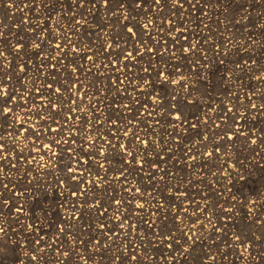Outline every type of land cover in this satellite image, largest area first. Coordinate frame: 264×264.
I'll return each instance as SVG.
<instances>
[{
  "label": "bare ground",
  "instance_id": "bare-ground-1",
  "mask_svg": "<svg viewBox=\"0 0 264 264\" xmlns=\"http://www.w3.org/2000/svg\"><path fill=\"white\" fill-rule=\"evenodd\" d=\"M9 3L12 7H8ZM215 3L216 0H200L199 5H193L185 0L184 9L169 3L163 13L153 12L149 17L129 0L126 9H130L128 15L134 17L131 25L144 41L140 51L143 53L146 48L152 47L159 50L162 58L155 53L145 54L138 58V63L133 62L124 70L122 63L120 69H113L112 61L120 56L125 47L133 51V45L139 47V44L136 38L128 40L126 29L116 21V17L109 16L107 9L93 10V14L73 7L71 0H63V3L57 0H33L32 4H28V0H0V13L4 14L0 21V32L4 33L0 47L9 60L19 57L16 64L27 65L26 72L17 70L8 85L17 96L12 107L20 117L27 119L31 116L33 119L28 123H35V114L41 113V102L44 105L49 103L47 97L52 90L47 88V84L51 83L54 88L62 89V94L52 96V100L64 108V112L57 117L63 123L68 109L66 102L69 98L76 99V90L68 85L79 77L87 95L82 107L89 106L91 110L80 114V121H69L68 128L73 130L85 117H90L91 122L86 127L92 128L97 137L106 135L111 138L114 131L123 136L125 127L130 126L142 140L146 139L154 146V151L146 150L147 159L164 169V172L154 170V180H149L143 172L129 175V184L152 193L150 196L143 195L141 202L146 201L143 210L135 209V201L128 203L131 194L124 191L121 182L113 179L119 169L132 167L124 165V157L117 148L108 153V160L105 161L110 183L97 181L101 187L91 188L84 196L73 198L71 191L79 192L81 189L77 182H69L65 175L69 163L67 152L61 149L63 159L53 157L57 163L46 168L38 167L37 161L26 163L24 160L31 152L29 142L19 160L13 157L11 163L16 164L15 168H11L8 161L4 163L7 169L5 182H9L10 177L14 190L6 191L5 195L15 205L10 210L6 207L2 217L7 234L0 242L16 251V258L9 264H30L34 252L38 259L31 261V264H113L114 260L116 264H177V260L169 259L177 252L183 253L178 256L179 264H264V183L253 195H249L245 189L253 184L258 173L263 172L259 166L264 165L256 164L264 163V141H261V135L258 136L259 123L264 122V112L248 110L246 117H240L239 126L234 123L239 112L245 111L244 105L248 103L246 96L250 92H255L257 105L262 103L258 97H264V83L251 79V70L244 71L247 67L245 61L253 60L257 62L254 68L264 69V0H239L238 9L241 11L237 14V8L232 3H227L224 10L214 8ZM25 4H28L27 8ZM81 11L87 16V23L78 15ZM158 17L170 18L173 25H167ZM75 19H80L81 24L77 25ZM149 19L154 23L145 30L143 25ZM172 26L183 32V36L178 37L179 43L173 39L178 34L169 32ZM214 26L222 31L221 35L214 31ZM240 31L250 37V42L244 34H238ZM185 36L187 40L183 39ZM18 41L26 47L23 56L12 47ZM34 41L41 44L42 51L32 47ZM56 43L63 47L55 48ZM106 44H113L112 56L104 50ZM181 45L191 46L195 51L185 53ZM73 47L77 51L69 50ZM56 55L58 59H52ZM87 56H93L101 67L93 64ZM237 63L242 67L237 68ZM53 64L57 65L55 71L51 66ZM105 64L109 66L102 67ZM149 65L151 72H143L142 69ZM73 66H79L80 71L73 73ZM89 68L91 71L87 70ZM157 68H164L172 79L181 75L185 79L181 84L173 85L171 80L165 84L157 78ZM145 76H150L154 86H143L142 94L134 91ZM117 79H122L123 84L113 83ZM205 79L222 80L224 88L219 95L208 93V88H205L206 92L196 95L202 84H208ZM118 88L123 90L117 91ZM37 89H40L39 93ZM149 92L153 96L147 95ZM41 95L45 97L43 101ZM153 97L162 100V103H155ZM189 99L197 102L193 104L200 115L207 114L208 119L221 122L220 128L202 126L192 114L185 113V123L179 128L175 127L180 122L167 115L165 105H178L172 109L176 113L185 108ZM223 103L235 111L226 115ZM144 104L150 107H143ZM18 105H23V108ZM124 105L129 107L125 108ZM150 111L153 115L149 117L147 113ZM43 114H47L46 108ZM96 116L104 122L99 131L95 130ZM220 117L223 119L217 120ZM129 120L132 121L131 125ZM157 120L160 122L156 123ZM9 122L18 123L15 118ZM193 123L197 124V128H191ZM2 127L6 129L7 125ZM199 135L209 136L210 139L199 144L201 137L191 140ZM228 135L234 139H227ZM84 136V131L77 134L81 142ZM123 139L128 142L133 137L129 135ZM253 139L256 140L255 144L251 143ZM7 140L9 147L16 145L17 151L23 146V136L20 143L10 136ZM102 143L107 145V140ZM216 147H219V152L214 151ZM136 150L137 145L133 144L132 151ZM185 150L189 155H196V160L189 161ZM206 152H214V155L209 157ZM35 155L39 156L40 153ZM161 155L163 160L160 159ZM100 159L103 161L104 157ZM19 167L31 170L32 181L22 177V183L26 188L36 185L33 192L22 191L17 186L14 176ZM97 171L105 175L104 169H100L93 160L92 172L95 174ZM165 173L166 179L161 181L159 177ZM61 180L65 181L63 188L59 186ZM177 190L187 195H177ZM14 192L17 194L14 195ZM35 192L37 197H34ZM113 198L123 201L119 213L113 210ZM85 199L99 201L100 206L92 208L85 204L80 207L79 201ZM20 205L23 208L17 213L16 207ZM48 207L55 212L52 221L48 217L41 221L33 214L36 209L44 212ZM105 207L109 211L99 215ZM73 216L80 219H71ZM125 216L128 222L121 228L120 223ZM149 221H155V225ZM101 224L106 226L103 230L100 229ZM130 224L136 225L131 229V235L127 231ZM28 225H36L38 230L28 228ZM61 225L65 228L64 232L58 231ZM189 230L196 233L191 240L184 235ZM156 233H174L179 238V244L174 245L177 252L164 247ZM37 236L43 237V252L36 251L38 246L32 245ZM237 236L240 238L238 241L235 239ZM96 241H101L104 247L97 245ZM185 246L187 252L183 251ZM57 248L60 252L56 251ZM132 248L138 253L136 261L128 259ZM63 252L68 255H61Z\"/></svg>",
  "mask_w": 264,
  "mask_h": 264
},
{
  "label": "snow or ice",
  "instance_id": "snow-or-ice-1",
  "mask_svg": "<svg viewBox=\"0 0 264 264\" xmlns=\"http://www.w3.org/2000/svg\"><path fill=\"white\" fill-rule=\"evenodd\" d=\"M47 2V0H45ZM59 3H63V0H57ZM131 3H134L137 9H140L141 12L145 14V16H151L153 12H161L163 13L165 8L169 7V3L171 5H174L180 9H184L185 0H151V4L149 5V0H130ZM33 0H28V4H32ZM72 6L85 10L88 13H93V10L96 9H107L110 17H116V21L121 24L123 28L126 29V35L129 41H132L133 38H136V43L139 44V47H136L133 45V51H128L127 47L124 48L123 52L120 54V56L116 59H114L111 63V67L113 69H120L121 63L123 64V69L127 70L129 64H133V62H139L140 57H142L145 54H151L155 53L157 56H161L162 54L159 52V50L148 47L145 49V51L142 53L140 51V48L144 46V41L141 38V34L134 30V26L131 25V19H134V17H130L128 15V11L130 9H126V4L129 3V0H71ZM189 3L193 5H199L200 0H189ZM28 4H25L24 7L27 8ZM8 7H12V4L9 3ZM79 16L83 17V22L87 23V16L84 14V11H81L78 13ZM162 20V22L166 23L167 25H173V21L168 17H158ZM80 19H75V23L77 25L81 24ZM154 23L153 20L149 19L148 23L143 25V28L145 30L148 29L149 24ZM157 27H159L157 25ZM170 33H176L177 36L173 37L176 43H179L180 36H183V32L181 29L176 28L174 26L169 28ZM4 36L3 32H0V39H2ZM183 39L187 40L188 37H183ZM17 53H20L21 56H23L26 52L25 45L21 44L19 41L12 46ZM33 48L41 50V44L37 42H33L32 45ZM55 48L61 49L63 46L60 43H56L54 45ZM183 52L191 54L195 49L191 46L184 47L181 45ZM113 49V44H106L104 50L108 51V55L112 56L113 53L111 51ZM70 51H77L74 47L69 49ZM168 49H165L167 51ZM39 55V52L36 53ZM224 55H227V53H224ZM19 57H14L12 60L8 59V55L5 53L2 47H0V125H7V128L0 126V239L4 235H6V230L3 227V221L2 217L4 215L5 208H9V210L12 207H15V205H12L9 198L5 195L6 191H14L11 187L10 183V177L8 178L9 182H5V173L7 169L4 167L5 161L9 162V166L11 168H15L16 164L11 163L13 157H15L17 160L20 159L21 156H23L24 150L28 148L29 142H31L32 148L31 152L29 154V157H24V160L26 163H31L32 161H37V166L46 168L50 165L57 163L56 160L53 159V157H58L59 159L64 158V152L61 151L63 149L67 152L69 157V163L67 164L65 175L67 176V180L69 182H77L80 186V191H71L70 195L73 198H78L84 196L91 188H99L101 187L100 183H97V181H100L104 184L110 183L108 180V169L106 167L105 161L108 160V153L114 149H119L120 154L124 157V165H132L131 168H121L118 170V174H116L113 179L116 181L121 182L124 191L127 193H130V197L128 199V203L131 204L135 201V209L143 210L144 205L146 201L141 202V199L143 195H152L151 192L142 191L140 187H137L135 184H129V175L135 176L138 175L140 172H143L149 180H154L156 177V171L159 170V172H164V169L161 168L155 161H149L147 159V152L154 151V146L146 139L142 140L136 132L132 130V128L125 127V131L123 133V136H120L118 131H114L112 133L111 138L108 136H95V133L92 128L86 127L90 122V117H85L82 121V123L76 127L73 130H70L68 128V122L72 121H80L81 115L86 110H91L89 106L82 107V101L87 99V95L84 92V88L82 83L79 82V77L77 79L72 80L68 87L74 88L76 90V99H71L66 102L68 104L67 113L65 115V120L62 123L57 117L60 112H64V108L61 107L60 104H57L55 100H52V96H56L58 94H62L61 88H54L51 83L47 84V88L51 89L49 96L47 99L49 100V103L47 105H44L41 102V113H36V119L35 123H28V120L33 119V117L29 116L27 119L21 118L19 113L16 112V109L12 107V103L17 100V96L15 93L9 89V83L13 79V76L17 72V70L20 73H24L27 70L26 64H16V59ZM52 59H55V57H52ZM63 59V57H61ZM88 60H91L93 64L97 65L98 67H101L98 65L97 61L93 58V56H87ZM158 63V62H157ZM245 64L247 65L246 68H244V71L251 70L252 74L255 76L257 81H260L261 83H264V69L254 68L253 65L257 64L255 60L249 62L245 61ZM53 71L57 69V65L53 64L51 65ZM109 65L105 64L102 67H108ZM237 68H241L242 66L237 63ZM88 71H91V68L87 69ZM151 65L148 67H144L142 69L145 73L151 72ZM80 71L79 66H73L72 72L78 73ZM156 76L158 79L164 81L165 84H167L170 80L173 85L181 84V82L185 79L182 75L176 79H172L170 73H166L164 68H157L156 69ZM125 78H127V73L125 74ZM122 79H117L113 81V83H116L118 85L123 84ZM153 84V81L151 80L150 76H145L141 78V84L137 85L134 91L138 93H144V87L145 85ZM182 87H186L185 85H182ZM259 88V86H257ZM123 89H117V91H121ZM18 91V90H17ZM37 93L40 92V89L36 90ZM64 91H67V89H64ZM83 93V94H82ZM149 96H153L151 92L147 93ZM255 92H250L246 96V100L248 103L244 105L245 111L239 112V115L235 119L234 123L239 126L241 124L240 117H246L248 114V110H254L257 112H264V97H258L262 103L260 105H257L254 100ZM23 99V97H21ZM45 97L41 95V101H43ZM173 99H175V96H173ZM153 100L155 103L160 104L162 103V100H157L156 97H153ZM237 100H239V97H237ZM26 103V101H25ZM187 103L193 104L197 103L193 100H188ZM19 107L23 108V105H18ZM125 108L129 107L128 105H124ZM143 107H150L148 104H144ZM178 107V105H165V108L168 109V116H171L172 119L179 121L180 123L175 125V127L179 128L184 123L185 120L183 118V112H176L173 113L172 109ZM47 109V114H43L44 109ZM29 112L32 111L31 108L28 109ZM155 111V110H153ZM163 112L164 109H161ZM235 111L233 108H227L225 111V114L232 113ZM75 113V114H74ZM95 115V113H93ZM141 115H144V113H141ZM147 115L150 117L153 115V112L150 111L147 113ZM16 119L18 123H10L9 121ZM96 125L95 130L99 131L100 126L104 123L103 121H100L99 116H96ZM109 123H116L115 121H108ZM160 121L157 120L156 123H159ZM129 125L132 124V121L129 120ZM207 123V121H205ZM215 127L219 128L220 125L216 124ZM191 128H197V124L193 123L191 124ZM239 127H237V131H239ZM80 131L85 132V136L83 137V142H81L80 139L77 138V134ZM65 132H71L72 134L65 135ZM91 134V135H89ZM243 135V133L241 132ZM131 135L133 139L131 141L125 142L123 137H127ZM12 137L13 140H15L17 143H20V138L23 136V146L22 148L17 151L16 145L12 144L11 147H9V142L7 140V137ZM210 139L209 136H202L201 141L199 143H203L204 141H208ZM227 139L232 140L234 139L233 136L228 135ZM107 140V145H104L102 141ZM43 141V142H42ZM157 143H161V141H157ZM252 144L256 143V140L253 139L251 141ZM133 144L137 145V150L135 152L132 151ZM73 145H77V147H73ZM205 147L207 145L205 144ZM215 152H219V147H216ZM39 152L40 155L36 156L35 153ZM48 153H51V156H48ZM185 154L189 156V161L196 160V155H189L188 151L185 150ZM206 155L211 157L214 155V152H206ZM47 157V159H46ZM100 157H104V160L102 161ZM143 157V159H142ZM130 158V159H129ZM161 160L164 159V157L161 155ZM93 160L98 165L100 169H104L105 175H101L99 171L95 172L93 174L92 172V162ZM39 161H44V163H39ZM145 165H148L147 169L145 168ZM92 177L89 179V177ZM167 176V173L164 175H160L159 179L161 181L165 180ZM65 181L61 180L59 186L61 188L64 187ZM84 185H88L89 187H84ZM155 186V185H154ZM169 190L171 191V187L169 186ZM17 193L14 192V195ZM177 195L180 196H186L187 193L181 192L177 190ZM80 207H84L85 204L89 205L92 208H98L99 201L94 200H83L79 201ZM112 204L115 206L114 211L119 213L121 206H123V201L121 199L113 198ZM75 206V205H74ZM23 208V205H20L19 207H16V212L19 213ZM250 211H253V209H249ZM109 211V208L105 207L103 208V211H100L99 215H105ZM134 214L135 210H134ZM155 215V213H153ZM71 219L79 220L80 217L73 216ZM211 218L209 217V221ZM128 222V217L125 216L120 223V227L123 228L124 224ZM151 225H155V221H149ZM28 228H37L36 225H28ZM106 226L101 224L100 229L103 230ZM136 228L135 224H130L128 234L131 235V229ZM59 232H64L65 228L63 225H61L58 229ZM219 231V229H218ZM120 235V234H117ZM156 235H159L161 237L160 242L164 245V247L171 249L173 252H177V249L174 247V245L179 244V238L175 237V234H161L156 233ZM184 235L188 236V240H191L193 236L196 235V233L191 232L189 230L188 232H185ZM235 239L238 241L240 238L239 236L235 237ZM43 237L37 236L33 241L32 245L38 246L36 248V251L43 252L45 250L44 245L42 243ZM171 241V243H169ZM82 243V242H81ZM97 245H100V247H104V245L101 243V241L95 242ZM187 244V241H186ZM32 245H21V247H31ZM143 245H141L142 247ZM247 251V249H244ZM0 251H3L2 247H0ZM57 252H60V249H56ZM184 252L188 251L187 246L183 248ZM183 253L177 252L176 256H170L169 259H175L177 260V264H179L178 256L182 255ZM63 256H67V252L61 253ZM138 257V253L135 251L134 248L130 249V254L128 259L130 261H136ZM38 257L35 255V252L30 258V264L31 261H36ZM214 259V257H212ZM113 264H116V261H113Z\"/></svg>",
  "mask_w": 264,
  "mask_h": 264
},
{
  "label": "rangeland",
  "instance_id": "rangeland-1",
  "mask_svg": "<svg viewBox=\"0 0 264 264\" xmlns=\"http://www.w3.org/2000/svg\"><path fill=\"white\" fill-rule=\"evenodd\" d=\"M221 3H223V4L232 3L234 5V7L237 8L236 14L239 11H241V10L238 9V7H240L239 6L240 5L239 0H217L216 7L218 6V9L223 7V5ZM3 16H4V14L0 13V21H2V17ZM213 29L218 34L221 33L220 29H218L216 26H214ZM241 33H242V31H240L238 34H241ZM242 34H244V36L247 35L244 32ZM249 38L250 37H248V35H247V40H249ZM55 58L58 59V55H56ZM251 79H256L253 74H251ZM205 81H207L208 84H206V83L202 84L201 88H199L198 93L196 95H200L201 92H203V91L206 92L205 88H208V91H207L208 93H210V94L214 93L217 96V95H219V91L224 88V85L222 84V80H219V79H205ZM182 112L185 113V114H188V115L192 114V116L194 118H197L198 122L201 123V115L199 114L200 112L196 110V107H195L194 104H190V103L187 104L185 106V108H183ZM205 121H206V119H205ZM1 126H3V125H1ZM260 132H262V126H261ZM200 137H201V135H199L197 137H194L191 140L194 141V140H197ZM263 160H264V158H263ZM256 165H264V163L260 162L259 164H256ZM263 167L264 166L259 167V169H263V172L257 174L256 180L253 182V184L252 185H247L245 187V189L247 190L249 195H253L257 191V189L260 188V184L262 185L264 183V168ZM16 171L17 172H16L14 177L17 180V186L22 191L27 190L29 192H33L34 190H36V188H37L36 185L26 188L25 184L22 183V181H23L22 177H24L25 179H28L30 182L32 181L31 178L33 177V174L31 172V170H29L26 167H19ZM34 197H37V193L36 192L34 193ZM36 201H39V199L36 198ZM33 214H35V216H37V219H39L41 221H44V219L46 217L49 218L48 219L49 221H52L54 216H55V212L49 207L44 212H42L41 210L36 209L35 211H33ZM0 247H2V249H3V251H0V264H9L11 261H13L16 258V256H15L16 255V251L13 248H11V247L6 246L3 241L0 242Z\"/></svg>",
  "mask_w": 264,
  "mask_h": 264
},
{
  "label": "built area",
  "instance_id": "built-area-1",
  "mask_svg": "<svg viewBox=\"0 0 264 264\" xmlns=\"http://www.w3.org/2000/svg\"><path fill=\"white\" fill-rule=\"evenodd\" d=\"M216 3H217V0H216ZM216 3H215V5H214V8H216V9H218V6L216 7ZM222 5H223V7L222 8H219L218 10H224L225 9V7H226V4H223V3H221ZM221 22V20H219V23ZM217 27V26H216ZM218 28V27H217ZM219 29V28H218ZM215 31V30H214ZM220 32L221 33H219V35H221L222 34V31L220 30ZM217 33V32H216ZM218 34V33H217ZM249 37V36H248ZM245 39L247 40V35L245 36ZM248 42H250V38H249V40H247ZM225 81L227 80V78H223ZM187 104H189V103H187ZM227 104L226 103H223V110H225L226 111V109L228 108L227 106H226ZM216 112H217V110H216ZM218 113H220V112H218ZM222 115H223V113H222ZM205 119H206V121H207V123H205ZM223 118L222 117H220V118H218L217 120H222ZM220 123L221 122H219V121H215V119H211V118H209L208 119V116H207V114H204V115H202L201 114V125L202 124H204V126H206V127H209V128H211V129H217V127H215V125L216 124H219L220 125ZM259 125H260V127H259V130H261V126H262V132H260L259 134H258V136L259 135H261V141H264V122H260L259 123ZM203 126V125H202ZM206 127H204L205 129H207ZM220 128V127H219ZM226 136V135H225ZM256 166H259V165H256ZM259 167H262V166H259ZM264 168V167H263Z\"/></svg>",
  "mask_w": 264,
  "mask_h": 264
}]
</instances>
